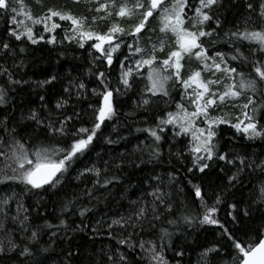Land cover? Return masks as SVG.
<instances>
[{"label":"trees","instance_id":"1","mask_svg":"<svg viewBox=\"0 0 264 264\" xmlns=\"http://www.w3.org/2000/svg\"><path fill=\"white\" fill-rule=\"evenodd\" d=\"M24 2L37 17L43 16L48 8L71 11L75 16L87 17L89 22L93 16L103 14L94 11L98 6L95 0H80L79 3H75L74 0H24ZM100 2L103 3L104 0ZM197 2L198 0H190L192 4ZM222 12L224 29L228 30L244 12L243 0H237L235 5L229 4L226 0ZM18 18L22 19V17ZM55 19L62 27L53 33L45 32L42 24L34 26L35 37L38 39L40 35L44 36V39H38L36 44L26 39L15 41L12 38L10 42L13 51L5 56L4 50H0V65L12 73V80L21 82L14 85L9 83L7 75H0V86L7 90L5 102L0 104V122L7 123L9 128L16 126L18 122L21 126L30 123L22 120L30 109L41 110L47 114L49 109H54L57 100L68 96V93L64 92L65 88L71 89V100L65 106L67 112L71 114L73 108L77 112L83 110L88 113L86 118L88 124L85 126L91 123L88 104L95 101L96 97L92 95V89L97 88L98 85L94 73L106 71V67L100 61L94 60V56L99 54L90 50L88 43L84 48H80L75 41L65 40V30L70 29L71 24L69 21ZM132 23L134 21H122V26L129 27ZM108 24L109 21H101L93 27L107 30ZM13 27L15 26L8 17L0 11V40L8 41L7 32ZM159 27L158 17L149 18L146 30L140 37L142 48H151L162 35ZM53 35L56 37V43H47ZM122 39L126 44L135 43L131 37L125 36ZM167 43L171 46L174 38ZM20 48L24 51L21 52ZM168 50L169 47H166L165 52ZM221 50L227 51L228 46L223 45ZM131 54L132 50L122 44L121 49L114 53V61L123 60L125 55ZM158 55L163 57L164 53ZM232 63L235 65L238 62ZM194 67L195 61L186 64L185 73ZM119 71L120 66L116 62L107 69L113 87L118 86ZM143 71L146 72V69ZM52 76H55L56 80L51 85L40 86L41 81ZM80 83L85 85V89L76 87ZM143 87V82L138 80L130 91L116 98V116L102 125L91 150L72 164L61 185L42 191L30 189V186L18 181L0 182V201L8 200L7 206L0 204V207H4L9 214V218L4 222L5 230L0 232V239H4L6 243L5 233H7L18 245L17 249L0 256V264H113V261L116 264H156L139 247L141 241H153L158 247L163 245V256L167 264H205L201 254L210 247L220 248L219 256L215 253L210 254L211 264H232L235 251L231 248L230 241L221 236V229L213 225H202L196 221L188 224L182 218L189 214L195 217L200 211L199 202L193 203L190 195L193 184L200 185L206 192L214 190L221 194L222 202L217 206L216 216L236 236L247 239L246 233L255 236L257 229L264 232L261 228L264 225V200L261 199L264 171L259 168H245L239 174L240 182L230 186L229 177L237 173L239 160H236L235 164H229L214 157V160L209 162L211 167L206 169L205 173L188 172L187 169L192 167V156L188 151L190 137L173 138L171 130L165 133L160 158L150 159L152 138L147 132L137 129L153 126L157 115L175 110V104L180 101L182 88L179 85L170 88V98L153 97L156 103L145 110V107L140 105ZM78 92L83 93L79 99ZM41 95L45 97L44 103L47 108H41L39 99ZM254 99L258 104H264V98L259 95ZM245 102L246 97H241L227 106L209 110L211 116L224 117L230 121L216 128L217 148L220 154H228L229 160L239 156L259 164L264 160V138L250 140L244 133L237 132L232 127L238 119H243L242 105ZM61 111L63 110L53 111V118L59 117ZM257 117L259 119V113ZM260 123L264 124V120ZM34 127L35 125H32V128ZM32 128L23 130L21 127L18 130L21 131V135L27 137ZM0 138L8 139L2 124H0ZM40 141L46 144L55 143V141H44L43 137ZM0 150L6 151V148L0 145ZM4 162V157H0V169L3 168ZM93 167L101 170V181L105 177L113 176L118 177V180H114L107 188L96 185L94 198L89 200L84 195V191L94 188L93 181L96 176L88 172L83 176L79 174L85 168ZM8 174L11 175V172ZM153 177L162 178L161 189L171 193L174 214L166 213L159 221H154L156 225L154 228H150L145 223L144 230L135 229L131 237L129 233L133 232L132 229L125 231L117 226L109 229L108 225L113 219L127 215L136 207L133 201L143 203L152 200L148 193L158 184ZM172 177L175 179L172 180ZM0 180H3V172H0ZM69 201L74 203L68 204ZM66 204H68L67 209H65ZM233 204L236 205V209L231 207ZM18 205H23L20 210L21 218L23 215L29 216L27 223L30 227L27 232L22 231L19 223L11 219L17 214ZM82 207L89 209L84 216H81L79 211ZM23 209H27V212ZM245 210L249 212L248 216L244 215ZM233 216H236V220L232 219ZM61 219L65 221V226L56 227L60 225ZM168 220H173L175 223L169 224ZM46 224H51L53 227L48 228ZM162 228L171 233L170 239L161 240ZM34 230L39 232L38 239L30 241L31 231ZM121 239L129 240L131 246L129 243L120 244ZM25 246L29 248V254L22 256L20 251ZM145 247L150 245L146 243ZM177 252H182L183 255L178 256ZM121 255L125 257L124 261L119 260Z\"/></svg>","mask_w":264,"mask_h":264},{"label":"snow or ice","instance_id":"2","mask_svg":"<svg viewBox=\"0 0 264 264\" xmlns=\"http://www.w3.org/2000/svg\"><path fill=\"white\" fill-rule=\"evenodd\" d=\"M74 2L79 3L80 0ZM95 2L98 6L94 11L103 14L93 16L89 22L87 17H78L71 11L54 8H48L43 16L37 17L31 13L24 0H0V11L15 26L7 32L8 41L0 40V50H4L5 56L13 51L10 42L12 38L15 41L26 39L36 44L38 39L43 40L44 36L40 35L37 39L34 35V26L42 24L45 32L53 33L62 27L56 22L55 18H58L59 21H69L71 24V28L65 30L64 39L75 41L80 48H84L88 43L89 49L99 54L94 56V60L100 61L106 67V71L94 73L98 85L97 88L92 89V95L96 97L95 101L88 104V109L91 111L90 125L85 126L88 124L87 112L83 110L77 112L73 108L69 114L65 109L71 100L70 88L64 89L68 96L57 100L54 109H49L47 114L41 110L30 109L28 115L22 117V120L30 122L28 124L21 126L18 122L16 126L9 128L7 123L0 122L8 137L7 140L0 138V145L6 148V151L0 150V157H4L5 161L3 168L0 169V172H3V180L0 182L18 181L30 186V189L42 191L61 185L72 164L91 150L102 125L116 116V98L130 91L138 80L144 84L140 105L144 106L145 110L156 103L153 97L170 98V88L177 85L182 88L180 101L175 104V110L157 115L153 126L137 129L147 132L152 138L150 159L160 158L165 133L171 130L173 138L190 137L188 151L192 156V167L187 169L188 172L205 173V170L211 167L209 162L213 161L214 157L229 164H235L236 160H239L237 173L229 177L230 186L240 182L239 174L245 168H259L264 171V160L259 164L239 156L229 160L228 154L219 153L216 128L230 121L224 117H213L209 112L210 109L227 106L241 97H246V102L242 105L243 119H238L232 127L237 132L244 133L250 140L264 138V124L260 123L264 120V104H258L254 99L257 95L264 98V0H243L244 12L228 30L224 29V22L221 19L226 0H198L196 4L190 3V0H104L103 3L95 0ZM228 3L235 5L237 0H228ZM157 17L160 23L159 32L162 35L151 48H142L140 37L146 30L149 18ZM126 20L134 23L124 27L122 21ZM101 21H109L107 30L93 27ZM125 36L131 37L135 43L126 44L122 39ZM172 38L174 43L168 46L167 42ZM47 43L55 44V35L51 36ZM122 44L131 49L132 54L125 55L123 60L114 61V53L121 49ZM225 44L228 50L222 51L221 48ZM166 47H169L167 52H165ZM20 51L23 52L24 49L20 48ZM158 53H164V56L161 57ZM192 61H195V67L185 73V65ZM114 62L119 63L120 66L116 87L112 86L107 75V69H110ZM232 62L238 63L233 65ZM144 69L146 72L143 71ZM0 75H7L11 84L21 83L12 80V73L2 65H0ZM55 80L56 77L52 76L41 81L40 86L51 85ZM76 87L85 89L83 83ZM6 95L7 90L0 86V104L5 102ZM81 96L83 93L78 92L77 98ZM39 99L41 108H47L44 103L45 97L41 95ZM164 102L168 103V101ZM56 110L63 111L60 112L59 117L53 118L52 112ZM32 125L35 127L32 128ZM21 127L23 130L32 128L27 137L21 135V131L18 130ZM41 137L44 141H55V143H43L40 141ZM9 172L11 175L8 174ZM85 172L94 173L96 176L93 181L94 188L84 191V195L89 200L94 198L96 185L107 188L114 180H118V177L113 176L105 177L101 181V170L95 167L85 168L79 175L83 176ZM153 178L158 184L148 193L152 200L143 203L133 201L136 207L127 215L113 219L108 225L109 229L113 226L125 231L132 229L133 232L129 233L131 237L135 229L139 228L143 231L145 223L150 228H154L156 226L154 221H159L166 213L174 214L171 193L161 189L162 178ZM261 194V199L264 200V186L261 187ZM190 195L193 203L199 202L200 211L195 217L190 214L183 216L186 223L191 224L196 221L202 225H213L221 229V236L230 241V246L235 251L232 264H264V238H262L264 232L261 229H257L255 236L246 233L247 239H242L230 231L216 216L217 206L222 202L220 193L214 190L206 192L200 185L193 184ZM72 203L74 202H68V204ZM0 204L7 206L8 200H2ZM68 204L65 205V209ZM231 207L236 209L235 204ZM22 208L23 205H18L17 214L11 219L19 223L22 231L27 232L30 227L27 223L29 216L23 215L21 218ZM23 210L27 212V209ZM79 211L80 215L84 216L89 209L82 207ZM244 215L248 216L249 212L245 210ZM8 218V212L4 207H0V232H4V222ZM232 219L236 220V216ZM167 222L175 223L173 220ZM46 226L53 227L51 224ZM59 226H65V221L61 219L60 225L56 227ZM261 228L264 229V225ZM161 233V240L171 238V233L167 229L162 228ZM5 236L6 243L4 239H0V256L18 248L7 233ZM38 236L39 232L34 230L31 231L29 239L36 241ZM119 243L130 244V241L121 239ZM146 243L150 247L146 248ZM139 247L149 255L151 261H155L156 264H167L163 256V245L158 247L153 241H141ZM211 253L219 256L220 248L210 247L201 254L205 264H211ZM26 254H29L27 246L20 251V255ZM177 255L183 253L177 252ZM119 260L124 261L125 257L121 255ZM113 264L116 262L113 261Z\"/></svg>","mask_w":264,"mask_h":264},{"label":"water","instance_id":"3","mask_svg":"<svg viewBox=\"0 0 264 264\" xmlns=\"http://www.w3.org/2000/svg\"><path fill=\"white\" fill-rule=\"evenodd\" d=\"M264 238V237H263Z\"/></svg>","mask_w":264,"mask_h":264}]
</instances>
